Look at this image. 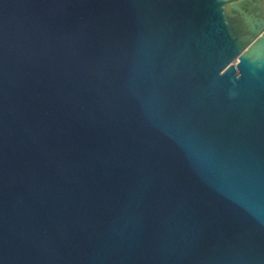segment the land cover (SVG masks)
Instances as JSON below:
<instances>
[{
    "label": "water",
    "instance_id": "water-1",
    "mask_svg": "<svg viewBox=\"0 0 264 264\" xmlns=\"http://www.w3.org/2000/svg\"><path fill=\"white\" fill-rule=\"evenodd\" d=\"M0 264H264V0H0Z\"/></svg>",
    "mask_w": 264,
    "mask_h": 264
}]
</instances>
